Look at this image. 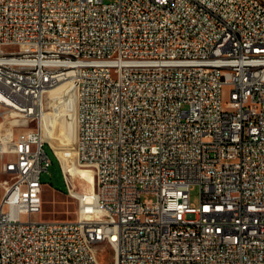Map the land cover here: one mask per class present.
I'll use <instances>...</instances> for the list:
<instances>
[{
	"label": "built area",
	"instance_id": "obj_1",
	"mask_svg": "<svg viewBox=\"0 0 264 264\" xmlns=\"http://www.w3.org/2000/svg\"><path fill=\"white\" fill-rule=\"evenodd\" d=\"M64 81L96 187L38 219ZM0 173V264H264V2L0 0Z\"/></svg>",
	"mask_w": 264,
	"mask_h": 264
},
{
	"label": "rangeland",
	"instance_id": "obj_2",
	"mask_svg": "<svg viewBox=\"0 0 264 264\" xmlns=\"http://www.w3.org/2000/svg\"><path fill=\"white\" fill-rule=\"evenodd\" d=\"M112 1V0H106ZM264 2V0H262ZM61 84V83H60ZM59 84V85H60ZM55 86L57 92L62 91L65 88V97L68 101V107L63 109V119L61 121V133L63 135L69 134L70 129V119L72 117V110L74 109L72 103V96L70 91L68 90V82L64 81L61 86ZM63 86V87H62ZM70 93V94H68ZM230 91L228 88L224 90V97L229 98ZM44 110H49V104L44 102ZM75 110V109H74ZM74 125H75V114H74ZM34 127H37V123L33 124ZM45 139V138H44ZM45 149L49 154L52 164L48 170L44 171L42 174V181L44 182L43 188V210L39 214L36 215L38 219H49V220H73L77 217L79 202L76 196L72 195V193L68 189L67 181L64 176V164L61 160L62 155H70L75 149L74 145L70 142H59L58 149L56 151L50 146L54 147L53 143L50 140L45 139ZM80 168H90L86 166L78 165ZM66 171V170H65ZM68 173V172H67ZM69 174V173H68ZM70 178V174L68 175ZM3 177V174L0 173V179ZM71 179V178H70ZM73 182H75L76 191L84 192L85 182H80V179L76 177ZM3 188L0 186V200L3 195ZM143 199H156V196L151 193H145L142 195ZM191 202L198 205L199 204V188L194 187L191 191ZM101 260L106 263L105 256H101Z\"/></svg>",
	"mask_w": 264,
	"mask_h": 264
},
{
	"label": "bare ground",
	"instance_id": "obj_3",
	"mask_svg": "<svg viewBox=\"0 0 264 264\" xmlns=\"http://www.w3.org/2000/svg\"><path fill=\"white\" fill-rule=\"evenodd\" d=\"M63 83V82H62ZM62 83L59 85L61 86ZM63 87V86H62ZM68 90L72 96L73 109L72 117L70 119L69 134L63 135L61 133V121L63 119V109L68 107V101L65 97V88L62 91L57 92L55 88H49L45 95V103L49 104V110H44L41 127L43 138L50 140L53 143L54 148L58 149L59 142H70L74 145L75 151L70 155H62L61 160L64 164L66 172L70 174V178L74 180L76 177L80 179V182H85L84 192L74 191V194H86L91 195L95 191V175L92 168H80L76 163V137H77V123H76V93L73 90V86L68 82ZM68 93V94H70ZM74 114H75V125H74ZM52 145V144H51ZM57 152V151H56ZM58 154V153H57ZM68 174V175H69ZM75 184V182H74ZM76 185V184H75ZM77 187V186H76Z\"/></svg>",
	"mask_w": 264,
	"mask_h": 264
}]
</instances>
